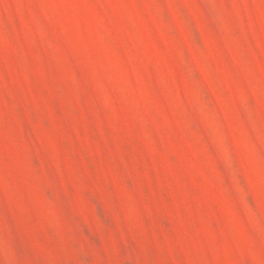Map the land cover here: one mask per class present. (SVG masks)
<instances>
[{
  "label": "rangeland",
  "instance_id": "1",
  "mask_svg": "<svg viewBox=\"0 0 264 264\" xmlns=\"http://www.w3.org/2000/svg\"><path fill=\"white\" fill-rule=\"evenodd\" d=\"M0 264H264V0H0Z\"/></svg>",
  "mask_w": 264,
  "mask_h": 264
}]
</instances>
